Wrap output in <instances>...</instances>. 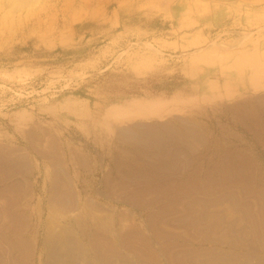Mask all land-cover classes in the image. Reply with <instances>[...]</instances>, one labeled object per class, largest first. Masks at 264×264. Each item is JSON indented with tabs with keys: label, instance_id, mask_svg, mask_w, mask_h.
Returning <instances> with one entry per match:
<instances>
[{
	"label": "rangeland",
	"instance_id": "374dc122",
	"mask_svg": "<svg viewBox=\"0 0 264 264\" xmlns=\"http://www.w3.org/2000/svg\"><path fill=\"white\" fill-rule=\"evenodd\" d=\"M194 1L197 0H29L22 8H11V12L0 0V188L10 187L9 192L17 195L13 209L23 210L21 213L27 217L29 229L16 235L35 240L33 264H43L41 234L46 223L63 222L61 214L54 213L48 205L54 169L52 161L41 157L39 148H57L80 198L87 195L117 211L118 217L130 211V219L143 224L140 221L145 210L111 200L101 183L112 158L105 150L117 144L108 137L115 128L104 120V114L117 103L135 102L141 107L162 100L164 118L140 116L130 122L172 120L178 115L187 118L212 139L219 136L227 144L230 141L229 146L249 154L258 162L264 179V140L243 122L248 113L264 115V99L255 96L262 93L246 96L224 78L220 79L221 102L213 90L219 87L216 80L220 75L213 64L219 52L239 55L251 50L255 42L264 41V21L260 19L264 0H200L206 6L224 3L223 9L234 13L233 17L222 15L225 24H221L220 15L211 11L209 15L214 16L208 18L216 28H207L204 34V22L197 23L193 15L189 16ZM252 21V28H247ZM189 63L197 64V74L186 72ZM195 83L207 84L213 95L202 101L194 92ZM225 84L230 86V92L224 89ZM239 100L244 104L242 108L237 105ZM174 125L184 133L188 130L193 137L197 134L192 126H186L185 131L181 124ZM97 150L105 154L103 159ZM77 156L85 164H79ZM23 164L27 168L23 169ZM50 215L55 216V221Z\"/></svg>",
	"mask_w": 264,
	"mask_h": 264
},
{
	"label": "bare ground",
	"instance_id": "6f19581e",
	"mask_svg": "<svg viewBox=\"0 0 264 264\" xmlns=\"http://www.w3.org/2000/svg\"><path fill=\"white\" fill-rule=\"evenodd\" d=\"M28 1L1 0L10 11L26 6ZM238 53L219 52L213 62L214 71L220 75L216 80L219 87L213 88L216 100L221 102L222 98L221 78L228 85L234 83L235 90L246 96L260 92L262 95H255L256 98L264 99V54ZM186 72L197 74V64L189 63ZM224 89L230 86L225 84ZM194 92L202 101L213 95L208 85L201 83H195ZM237 105L244 106L241 101ZM163 106L162 100L150 101L141 107L135 102L117 103L104 114V120L108 125L112 122L115 128L108 137L117 144L105 150L112 158L110 165L106 163L107 171L103 172V190L111 200L145 210L141 225L130 219V211L118 217L115 216L117 211L100 205L86 194L80 198L57 148L50 145L38 149L41 157L52 161L54 172L50 173L48 205L54 213H60L63 220L60 224L61 218L57 224L47 222L42 228L43 264H264V179L258 162L229 146L230 141L227 144L216 135L212 139L204 129H196L191 120L179 115L172 120L155 121L153 118L154 121L147 123L130 122L140 116L164 118ZM243 119L244 124L264 140V115L248 113ZM117 122L128 124L118 126ZM174 123L181 124L185 131L186 126H192L196 136L188 130L184 133ZM97 155L103 159L105 154L102 156L97 150ZM80 156L76 161L85 164ZM25 166L23 164V169ZM9 188H0V264H33L37 245L31 236L25 239L16 235L21 230L26 231L29 225L27 217L23 216L25 213H21L23 210L13 209L17 195L9 192ZM53 215L50 216L54 220Z\"/></svg>",
	"mask_w": 264,
	"mask_h": 264
},
{
	"label": "crops",
	"instance_id": "0c3cea01",
	"mask_svg": "<svg viewBox=\"0 0 264 264\" xmlns=\"http://www.w3.org/2000/svg\"><path fill=\"white\" fill-rule=\"evenodd\" d=\"M228 2H230V1H228ZM223 6H226V5L224 3H217V4H212L211 6L208 4L206 6L205 3H202L200 0H197V1H194V3H193L194 10L192 11V14L189 15V16L193 15L195 17V22H197V21H199V22L203 21L204 22V25L202 27V30H203L202 32L204 34V32L207 30V28H216V26L214 25L215 22H211V18L210 19L208 18V16L209 17H213L214 16V15L213 16L209 15L211 11H213V13L217 15V17L219 15L221 17L224 14H225L226 18L228 17L227 14H229V15H231V17H233L234 13L230 12V10H228V11L226 10L225 11V9H223ZM261 11H262V13L260 14V19H261V22H262V21H264V7L261 8ZM207 19H209V20H207ZM260 19L257 18L256 20L260 21ZM221 20L219 22L221 24H223V23L225 24V21L223 22L222 17H221ZM206 22H211V23L210 24H205ZM253 23H254L253 21L250 22V23H247V28H252ZM244 25L246 26V23ZM203 42H205V41H203ZM252 46L253 47L251 48V50L244 51V52H247L246 55L253 56L254 53L257 52V54L259 56H261V53L264 52V41H260V42L258 41L257 43H254V45H252ZM255 49H257V50L255 51ZM252 51H254V53Z\"/></svg>",
	"mask_w": 264,
	"mask_h": 264
}]
</instances>
